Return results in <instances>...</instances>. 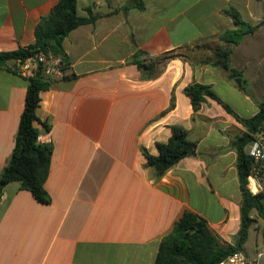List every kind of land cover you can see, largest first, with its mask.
<instances>
[{
    "label": "crops",
    "instance_id": "0c3cea01",
    "mask_svg": "<svg viewBox=\"0 0 264 264\" xmlns=\"http://www.w3.org/2000/svg\"><path fill=\"white\" fill-rule=\"evenodd\" d=\"M57 3L0 0V53L34 44L36 26ZM143 5L140 10L132 0H77L80 16L88 17L90 10L99 18L65 38L76 77L42 91L37 110L39 141L53 146L45 183L51 201L38 202L18 182L4 188L0 264H154L162 239L186 211L233 244L242 202L233 139L246 128L213 99L194 110L185 88L209 85L235 111L227 97L242 105L248 115L236 111L240 116L256 114L264 97V25L231 55L252 94L218 67L154 59L220 42L232 25L224 14L231 7L246 22L260 23L264 0H143ZM224 83L225 96L216 89ZM27 88V79L0 68V176L15 147ZM173 125L187 129L196 153L158 177L141 149L157 154L156 143L169 141Z\"/></svg>",
    "mask_w": 264,
    "mask_h": 264
},
{
    "label": "trees",
    "instance_id": "16d2710c",
    "mask_svg": "<svg viewBox=\"0 0 264 264\" xmlns=\"http://www.w3.org/2000/svg\"><path fill=\"white\" fill-rule=\"evenodd\" d=\"M132 1L135 7L144 9L143 0ZM89 12L88 17H82L78 14L77 0H58L50 13L42 17L36 26L34 44L15 51L0 53V68L8 69L12 61L26 60L38 51H43L61 57L60 68L63 72L62 77L51 78L45 74L44 67L41 65L36 75L28 79L25 108L20 118L15 147L0 176V200L4 188L12 182H18L21 188L31 192L38 202L48 204L51 201L45 183L50 172L53 146L39 141L40 129L37 123H40V119L37 110L40 106V93L49 89L58 80H70L76 77L70 72L71 60L64 50V40L79 26L96 22L99 15L93 14L90 10ZM224 14L230 18L232 25L219 35L220 44L215 47L211 56L200 61L191 57L190 54L205 47V45H197L164 53L156 57L154 61L167 62L172 59H182L194 64L221 68L228 73L229 78L240 90L252 94L249 80L242 71L232 66L231 55L246 35L254 33L264 25V20L252 25L232 7L225 10ZM137 57L139 55H135L134 60ZM138 63L141 65L142 61ZM152 67L151 63L147 64L149 70ZM185 93L190 97L194 110H198L208 98L213 99L246 128V131L233 139V146L237 153L236 168L242 192L241 224L233 244L224 243L212 231L206 219L186 211L175 223L173 230L162 239L154 264H218L236 249L244 250L255 221L254 214L264 221V194L253 195L247 189V176L252 170L253 160L246 153L247 145L264 123V102L258 103L259 110L256 114L251 117H242L209 85L194 82L185 88ZM44 126L46 129L49 127L47 124ZM171 129L172 135L168 142L156 143L157 154H151L145 148L141 149L147 159V165L153 168L158 177H162L186 156L196 153L197 142L189 138L187 129L181 125H173ZM262 235L264 243V226Z\"/></svg>",
    "mask_w": 264,
    "mask_h": 264
},
{
    "label": "built area",
    "instance_id": "2783aa9c",
    "mask_svg": "<svg viewBox=\"0 0 264 264\" xmlns=\"http://www.w3.org/2000/svg\"><path fill=\"white\" fill-rule=\"evenodd\" d=\"M61 57L38 51L34 56L26 60L16 59L9 64V69L24 79H30L37 73L39 66L44 67V72L51 78H60ZM246 153L253 160V167L247 176V189L253 195L264 194V123L254 134L253 139L246 147ZM264 256L262 252L255 249L254 255L246 254L243 250L236 249L218 264H259Z\"/></svg>",
    "mask_w": 264,
    "mask_h": 264
},
{
    "label": "rangeland",
    "instance_id": "374dc122",
    "mask_svg": "<svg viewBox=\"0 0 264 264\" xmlns=\"http://www.w3.org/2000/svg\"><path fill=\"white\" fill-rule=\"evenodd\" d=\"M219 44H220V42H216V43L207 45L206 47L197 50L194 54H190V56L195 58L198 61L203 60L206 57L211 56L212 51ZM219 69L221 71L223 70L221 68H219ZM219 80L221 81V79H219ZM229 82H233V81L229 80ZM216 89L220 94L225 96L224 90H226V92L228 93V90H227L228 84L224 83L223 85H218L216 87ZM227 99L230 100V102H233V106L239 114H242L244 116L248 115L247 111L246 112L244 111V107L242 105H239V104H237V102H234L235 99H233L231 97H227ZM260 100L264 102V97L260 98ZM250 112H252V111H250ZM253 217H254L255 221L253 223L252 230L250 231V237L246 243L247 248H244V252L246 254L254 255L255 254L254 250L256 249V247H258L260 252H262L264 254V243H263V235H262L264 221L261 218L257 217L256 214H254ZM259 264H264V256L260 259Z\"/></svg>",
    "mask_w": 264,
    "mask_h": 264
}]
</instances>
